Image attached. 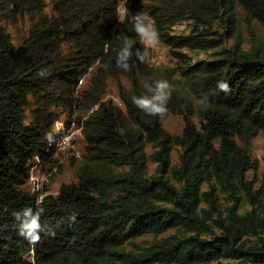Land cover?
Masks as SVG:
<instances>
[{"label":"trees","instance_id":"16d2710c","mask_svg":"<svg viewBox=\"0 0 264 264\" xmlns=\"http://www.w3.org/2000/svg\"><path fill=\"white\" fill-rule=\"evenodd\" d=\"M123 1L139 7L140 0H51L47 14V0H0V264H264V182L257 188L248 177L258 168L252 141L264 131V34L252 32L247 50L241 41L212 60H184L179 74L194 106L184 109L171 97L168 112L185 122L175 137L165 117L146 115L131 101L161 71L148 62L129 71L116 66L125 37L140 47L132 14L121 17ZM147 9L162 44L175 49L213 48L205 42L216 23L238 32V9L264 29V0H165ZM25 13L37 21L17 46L3 22ZM184 19L197 24V37L172 34L171 25ZM109 79L117 81L124 109L106 99ZM220 80L229 83L227 94L216 89ZM205 93L207 109L194 102ZM61 107L86 113L78 121L85 153L77 181L39 200L25 185L33 160L54 149ZM245 204L251 209L241 212ZM26 208L40 212L44 229L34 245L19 235L14 216Z\"/></svg>","mask_w":264,"mask_h":264},{"label":"rangeland","instance_id":"374dc122","mask_svg":"<svg viewBox=\"0 0 264 264\" xmlns=\"http://www.w3.org/2000/svg\"><path fill=\"white\" fill-rule=\"evenodd\" d=\"M165 0H140L139 7L129 1H123L119 11L121 17H125L129 14L135 15L142 13L148 16L149 5H155L164 2ZM170 1V0H168ZM176 3L179 0H175ZM45 13H52L51 0H47V6L44 10ZM149 17V16H148ZM37 18L30 13H25L19 16L17 19L10 21H4L3 26L7 32L11 35L13 42L19 46L22 41L28 36L30 30L36 23ZM172 34L175 36H192L197 37L200 33V29L193 21L184 19L183 21L175 22L171 25ZM231 27L226 21H221L215 24L211 35L206 36L207 41L205 45L214 44L213 48L200 49L193 47L185 48H172L164 44H160L156 50L152 53L151 60L148 62L154 69L161 71L160 78L167 80L172 85L174 91L172 98H177L182 105V108L186 109L191 102L188 92L184 89L182 78L180 76V70L184 66V60H191L192 63H198L201 61L212 60L218 52L222 50H230L236 43L242 41V47L247 50L250 47L249 38L251 33H255V36H262L264 29L256 21H248L243 11L237 10V19L235 31L232 32ZM213 34V35H212ZM202 36H200L201 38ZM95 71L94 67H91L87 73L80 79L78 84V91L84 89L89 81L90 76ZM123 84L130 87L128 79L124 78ZM106 99L114 101L118 106L124 109V105L119 96V85L117 81L109 79ZM190 100V101H189ZM194 103L189 106L193 107ZM57 120L54 124V131L57 137L68 136L69 141L65 149L59 150L55 147L45 159H34L31 163L29 177L27 179L25 189L30 193L37 195L39 199H43L45 196L56 197L60 191V188L64 184H69L77 181V172L80 166V162L83 154L85 153L86 143L82 135V128L79 126V118H83L86 114L78 108L63 109L57 108ZM32 109H28L27 120L31 115ZM196 122L198 118L196 114L192 117ZM185 126L184 116L169 111L164 118V128L173 136H181ZM65 130V131H64ZM62 133V135H61ZM56 144V143H55ZM147 152L151 153V148L147 145ZM52 152V153H51ZM180 148L175 147L172 151V164L176 165L179 162ZM252 159L258 161V168L253 171H249V179L255 182V186L260 188L262 182H264V131L258 133V135L252 141ZM157 167L156 163L149 162L148 169L149 175H153ZM42 182V183H41ZM208 186L203 185L202 190H207ZM222 202L227 205L223 199ZM251 209L248 204L243 205L241 212ZM174 230L168 233L161 234L155 238L152 234H144L138 238L141 243H151L155 239H161L162 237L174 233ZM27 259L33 261V256L30 254Z\"/></svg>","mask_w":264,"mask_h":264},{"label":"clouds","instance_id":"9594fccd","mask_svg":"<svg viewBox=\"0 0 264 264\" xmlns=\"http://www.w3.org/2000/svg\"><path fill=\"white\" fill-rule=\"evenodd\" d=\"M130 19L134 24L135 33L139 37L140 47H136V41L131 37H125L122 40L115 61L116 66L124 71H129L137 63L150 62L152 53L162 43L159 30L152 18L142 13H137L131 15ZM120 22L123 21L121 20ZM133 57H135V60H132ZM129 61H132V63L130 64ZM104 67L107 68L108 65H104ZM144 88L145 94L133 95L131 97L132 103L146 115L159 116L163 119L167 115V105L174 91L172 85L167 80L157 79L146 82ZM216 89L218 92L227 94L230 91V86L227 81L220 80L217 81ZM216 94L217 92L215 91L212 93V95ZM194 102L201 108L207 109L209 106V94H203L200 98L195 99ZM48 138L51 142V134H48ZM14 216L19 221V235L27 239L30 244L34 245L39 242L41 239L40 233L44 231L40 223V212L34 213L31 208H26L23 210V214L16 212ZM46 234L55 235L54 232Z\"/></svg>","mask_w":264,"mask_h":264},{"label":"bare ground","instance_id":"6f19581e","mask_svg":"<svg viewBox=\"0 0 264 264\" xmlns=\"http://www.w3.org/2000/svg\"><path fill=\"white\" fill-rule=\"evenodd\" d=\"M64 131H65V130H64ZM61 135H62V133H61ZM57 139H58V137H57ZM68 141H69V137H68V136H61V137L57 140V142H56V144H55V147H56L57 144H60V146L57 147V149H59V150H63V149H65L66 146L68 145ZM30 173H31V172H30ZM41 183H42V182H41Z\"/></svg>","mask_w":264,"mask_h":264},{"label":"built area","instance_id":"2783aa9c","mask_svg":"<svg viewBox=\"0 0 264 264\" xmlns=\"http://www.w3.org/2000/svg\"><path fill=\"white\" fill-rule=\"evenodd\" d=\"M59 146H60V144H57V145H56V148L59 147Z\"/></svg>","mask_w":264,"mask_h":264}]
</instances>
